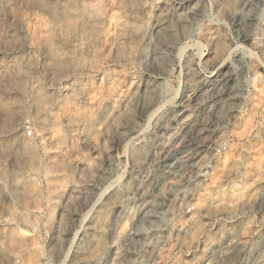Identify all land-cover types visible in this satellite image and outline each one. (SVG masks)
Returning <instances> with one entry per match:
<instances>
[{"label":"rangeland","instance_id":"obj_1","mask_svg":"<svg viewBox=\"0 0 264 264\" xmlns=\"http://www.w3.org/2000/svg\"><path fill=\"white\" fill-rule=\"evenodd\" d=\"M0 264H264V0H0Z\"/></svg>","mask_w":264,"mask_h":264},{"label":"built area","instance_id":"obj_2","mask_svg":"<svg viewBox=\"0 0 264 264\" xmlns=\"http://www.w3.org/2000/svg\"><path fill=\"white\" fill-rule=\"evenodd\" d=\"M190 126L193 128L192 130H195L196 135L199 137L200 142L202 143L201 144L202 148H206V150L199 151V153L202 154L208 150L206 153L200 155V160H202L203 162L212 161L213 157L215 155V153L213 151L214 150L220 151L221 149L216 148V144H214V143L212 145L211 139L207 136V133H206L207 129H205L201 125L195 123L194 121L191 122ZM25 133L28 137L32 136V129L28 125L25 126ZM204 138H208V144L206 146L204 145V142L202 140ZM198 176L199 175H198L197 171L196 172L188 171L187 173H182L180 178L183 179L181 182L183 189L192 192V189H194L192 186V183H194V181L198 178ZM147 189L151 190V187L147 186ZM194 208H195L194 204H192V203L187 204V211H191Z\"/></svg>","mask_w":264,"mask_h":264},{"label":"bare ground","instance_id":"obj_3","mask_svg":"<svg viewBox=\"0 0 264 264\" xmlns=\"http://www.w3.org/2000/svg\"><path fill=\"white\" fill-rule=\"evenodd\" d=\"M71 19H72V15H71V16H68L67 21L70 22ZM245 37H246V36H245ZM241 59H242V57H241ZM217 61H218V60H217ZM223 61H224V60H223ZM245 65L248 67V64H247V63H246ZM230 67H231V66H230ZM233 68H234V66H233ZM236 69H237V68H236ZM236 69H235V71H236ZM231 71H232V70H231ZM211 75H212V74H211ZM214 76H215V75H214ZM224 78H225V77H224ZM214 79H215V78H214ZM213 82H214V81H213ZM209 84H210V83H209ZM212 84H213V83H212ZM218 84H219V83H218ZM207 86H208V85H207ZM210 88H212V86H211ZM190 89H191V88H190ZM192 90H193V89H192ZM200 90H201V89H200ZM200 90H199V92H200ZM212 91H213V90H212ZM214 91H216V90H214ZM217 91H218V90H217ZM190 93H191V92H190ZM217 93H218V92H217ZM188 94H189V92H188ZM192 94H193V93H192ZM212 95H213V94H212ZM213 96H214V95H213ZM217 96H219V95L217 94ZM217 96H216V97H217ZM175 97H176V96H175ZM190 97H191V96H190ZM195 97H196V96H195ZM223 97H224V96H223ZM187 98H189V97H187ZM191 98H192V97H191ZM198 98H199V95H198ZM210 100H211V102H212V99H210ZM217 100H218V99H217ZM222 100H223V99H222ZM220 101H221V100H220ZM224 102H225V101H224ZM213 103H214V102H213ZM216 103H217V101H216ZM219 103H220V102H219ZM221 103H222V102H221ZM217 104H218V103H217ZM185 106H186V104H185ZM208 106H210V105H208ZM223 106H224V105H223ZM225 106H227V105H225ZM188 107H189V106H188ZM194 107H195V106H194ZM214 107H215V106H214ZM219 107H221V106H219ZM172 108H173V107H172ZM189 108H190V107H189ZM215 108H216V107H215ZM221 108H222V107H221ZM225 108H226V107H225ZM185 109H186V108H185ZM190 109H191V108H190ZM199 109H200V108H199ZM223 109H224V107H223ZM177 110H178V109H177ZM200 110H201V109H200ZM200 110H199V111H200ZM202 110H203V109H202ZM218 110H220V109H218ZM192 111H193V109H192ZM222 111H223V110H222ZM168 112H169V111H168ZM173 112H174V111H173ZM188 112H190V111H188ZM195 112H196V111H195ZM208 112H209V111H208ZM208 112H206V113H208ZM204 113H205V112H204ZM210 113H211V112H210ZM217 113H218V112H217ZM165 114H166V113H165ZM192 114H193V113H190L189 115H192ZM197 114H198V113H197ZM176 115H177V114H176ZM189 115H187V116L189 117ZM211 115H212V114H211ZM169 116H170V115H169ZM200 116H201V115H200ZM171 117H172V116H171ZM183 117H184V115H183ZM183 117H182V118H183ZM198 117H199V116H198ZM202 117H203V116H202ZM209 117H210V116H209ZM216 117H218V116H216ZM194 118H195V117H194ZM203 118H204V117H203ZM203 118H202V119H203ZM210 118H211V117H210ZM212 118H213V116H212ZM170 119H171V118H170ZM173 119H174V116H173ZM180 119H181V118H180ZM189 119H190V118H189ZM192 119H193V118H192ZM204 119H205V118H204ZM211 120H212V119H211ZM216 120H217V119H216ZM216 120H215V121H216ZM168 121H171V120H168ZM168 121H167V122H168ZM197 121H198V120H197ZM201 121H202V120H201ZM215 121H214V122H215ZM188 122H189V121H187V123H188ZM204 122H205V121H204ZM204 122H203V123H204ZM214 122H213V123H214ZM199 123H200V122H199ZM205 123H206V122H205ZM215 123H216V122H215ZM166 124H167V123H166ZM168 124H169V123H168ZM175 124H176V123H175ZM180 124H181V123H180ZM180 124H179V125H180ZM182 124H183V122H182ZM207 124H208V123H207ZM177 125H178V123H177ZM177 125H176L175 127H177ZM179 125H178V126H179ZM200 125H201V124H200ZM209 125H210V124H209ZM217 125H218V124H217ZM217 125H216V126H217ZM165 126H166V125H165ZM165 126H164V127H165ZM182 126H184V124H183ZM182 126H181V127H182ZM202 126H203V125H202ZM210 126H211V125H210ZM212 126H213V125H212ZM162 127H163V126H162ZM167 127H168V126H167ZM171 127H173V126H171ZM184 127H185V126H184ZM208 127H209V126H208ZM213 127H214V126H213ZM165 128H166V127H165ZM168 128H169V127H168ZM179 128H180V127H179ZM179 128L177 127V129H179ZM189 128H190V127H189ZM216 128H217V127H216ZM169 129H170V128H169ZM175 129H176V128H175ZM180 129H181V128H180ZM207 129H208V128H207ZM212 129H213V128H212ZM212 129H211V130H212ZM187 130H188V129H187ZM191 130H192V129H191ZM208 130H209V129H208ZM213 130H214V129H213ZM165 131H166V130H165ZM179 131H180V130H179ZM189 131H190V130H189ZM217 131H218V129H217ZM173 132H174V131H173ZM183 132H184V131H183ZM186 132H187V131H186ZM208 132H209V131H208ZM208 132H207V133H208ZM210 132H211V131H210ZM179 133H180V132H179ZM215 133H216V132H215ZM218 133H219V132H218ZM168 134H169V133H168ZM171 134H172V132H171ZM177 134H178V133H176V137H177ZM195 134H196V132H195ZM210 134H211V133H210ZM169 135H170V134H169ZM190 135H191V134H190ZM192 135H193V134H192ZM186 136H187V135H186ZM159 137H160V136H159ZM169 137H171V136H169ZM184 137H185V136H184ZM184 137H182V139H183ZM209 137H210V136H209ZM190 138H191V136H190ZM213 138H214V136H213ZM166 139H168V138H166ZM166 139H165V140H166ZM186 139H187V138H186ZM195 139H197V138H195ZM165 140H164V143H165L166 141H168V140H166V141H165ZM169 140H170V139H169ZM177 140H178V138H177ZM211 140H212V139H211ZM170 141H171V140H170ZM183 141H185V138H184ZM194 141H195V140H194ZM194 141H193V142H194ZM198 141H199V139H198ZM173 142H174V141H173ZM175 142H176V141H175ZM180 142H181V140H180ZM205 142H206V141H205ZM159 143H160V142H159ZM178 143H179V142H177V145H178ZM181 143H182V142H181ZM183 143H184V142H183ZM186 143H187V142H186ZM190 143H191V142H190ZM197 143H198V142H197ZM197 143H196V146H197ZM206 143H207V142H206ZM156 144H157V143H156ZM175 144H176V143H175ZM175 144H174V145H175ZM162 145H163V143H162ZM162 145H161V146H162ZM172 145H173V144H172ZM185 145H186V144H185ZM194 145H195V144H194ZM159 146H160V145H159ZM170 146H171V144H170ZM180 146H181V145H179V147H180ZM183 146H184V145H183ZM186 146H187V145H186ZM165 147H166V146H165ZM167 147H168V146H167ZM171 147H172V146H171ZM173 147H175V149H176V145L173 146ZM173 147H172V148H173ZM201 147H202V146H201ZM196 148H197V147H196ZM153 149H154V148H153ZM159 149H160V148H159ZM165 149H166V148H165ZM167 149H168V148H167ZM167 149H166V150H167ZM169 149H171V148H169ZM173 149H174V148H173ZM173 149H171V150H173ZM177 149H178V147H177ZM180 149H181V147H180ZM184 150H185V149H184ZM187 150H189V148L186 149V151H187ZM190 150H191V149H190ZM196 150H197V149H196ZM202 150H203V149H202ZM157 151H158V150H157ZM198 151H199V149H198ZM153 152H154V151H153ZM168 152H169V150H168ZM175 152H176V151H175ZM158 153H159V152H158ZM161 153H162V150H161ZM184 153H185V152H184ZM186 153H187V152H186ZM190 153H191V151H190ZM192 153H193V152H192ZM196 153H197V152H196ZM152 154H153V153H152ZM154 155H155V154H154ZM156 155H157V154H156ZM179 155H180V153H179ZM188 156H189V153H188ZM188 156H187L186 158H188ZM190 156H191V155H190ZM150 157H151V156H150ZM157 157H158V156H157ZM159 157H161V155H160ZM164 157H166V156H164ZM168 157H169V156H168ZM172 157H173V156H172ZM193 157H194V155H193ZM180 158H181V157H180ZM186 158H185V159H186ZM190 158H191V157H190ZM160 160H161V159H160ZM173 160H174V159H173ZM188 160H189V159H188ZM190 160H191V159H190ZM194 160H195V159H194ZM195 161H196V160H195ZM164 162H166V161H164ZM184 162H185V160H184ZM190 162H191V161H190ZM192 162H193V161H192ZM192 162H191V163H192ZM167 163H168V162H167ZM171 163H172V162H171ZM181 163H182V162H181ZM187 163H188V162H187ZM189 164H190V163H189ZM185 165H186V164H185ZM187 165H188V164H187ZM190 165H191V164H190ZM190 165H188V166H190ZM187 169H188V168H187V166H186V170H187ZM191 169H192V170H191ZM165 170H166V169H165ZM165 170H164V171H165ZM168 170H169V169H168ZM180 170H181V169H180ZM184 170H185V168H184ZM190 170L193 171V168L191 167ZM160 171H161V170H160ZM173 171H174V170H173ZM173 171H172V172H173ZM176 171H177V170H176ZM178 171H179V170H178ZM178 171H177V172H178ZM187 171H188V170H187ZM191 171H190V172H191ZM170 172H171V171H170ZM194 172H195V170H194ZM182 173H183V172H182ZM186 173H187V172H186ZM171 174H172V173H171ZM174 174H175V173H174ZM176 174H177V173H176ZM179 174H181V173H179ZM174 176H175V175H174ZM150 194H151V193H150ZM146 195H148V194H146ZM135 196H136V195H135ZM144 196H145V195H144ZM141 199H142V198H141ZM138 200H139V199H138ZM149 200H150V199H149ZM144 201H145V200H144ZM151 201H152V200H151ZM136 202H137V201H136ZM154 203H155V202H154ZM146 204H147V203H146ZM141 206H142V205H141ZM153 206H154V205H153ZM161 206H162V204H161ZM137 207H138V206H137ZM155 207H156V206H155ZM155 207H153V208H155ZM158 207H160V206H158ZM149 208H150V207H149ZM153 208H152V209H153ZM152 209H151V210H152ZM136 210H138V209H136ZM145 210H146V209H145Z\"/></svg>","mask_w":264,"mask_h":264}]
</instances>
